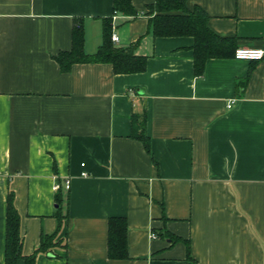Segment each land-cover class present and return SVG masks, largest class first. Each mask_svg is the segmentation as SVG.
<instances>
[{"label":"crops","instance_id":"crops-1","mask_svg":"<svg viewBox=\"0 0 264 264\" xmlns=\"http://www.w3.org/2000/svg\"><path fill=\"white\" fill-rule=\"evenodd\" d=\"M153 4L131 0L129 18L113 0H0V264L9 191L25 256L57 231L55 212L65 216L60 245L36 264H264V59L233 58L264 49V0H186L232 39L199 77L192 37L152 35ZM111 17L113 46L133 47L145 71L61 72L74 20L91 56ZM110 218L126 222L124 259L109 257Z\"/></svg>","mask_w":264,"mask_h":264},{"label":"trees","instance_id":"trees-1","mask_svg":"<svg viewBox=\"0 0 264 264\" xmlns=\"http://www.w3.org/2000/svg\"><path fill=\"white\" fill-rule=\"evenodd\" d=\"M185 3L186 0H154V4L149 7V13L152 15L149 19V28L155 38L192 37L194 39V75L199 77L203 75L206 60L226 56L232 39L214 35L206 26L208 17L205 13L199 8L188 11ZM113 14L129 18L136 16L131 0H113ZM74 21L71 51L61 52L55 57L61 72H69L72 65L77 63L110 64L114 74L117 75L137 74L145 71L146 58L136 55L133 47L123 49L113 46L111 42L112 17L103 19L102 44L91 56L84 52L82 23H78L76 19ZM132 118L133 125L141 121L142 132L136 138L143 144L145 151L150 153L149 140L144 134L143 116L133 115ZM54 216L58 221L57 231L52 235H42L40 245L34 253L29 256L23 255L20 219L14 205V194L9 191L6 198L4 264H17L19 260L24 261V264H36L38 254H46L52 248L59 246L61 242H57L56 239L65 216L61 215L59 210ZM108 253L113 259L126 258V222L123 218H110L108 221Z\"/></svg>","mask_w":264,"mask_h":264},{"label":"built area","instance_id":"built-area-1","mask_svg":"<svg viewBox=\"0 0 264 264\" xmlns=\"http://www.w3.org/2000/svg\"><path fill=\"white\" fill-rule=\"evenodd\" d=\"M111 42L112 44H118L119 40L116 34L111 35ZM233 58L238 61H248V62H256L264 59V49H254V48H238L233 53ZM233 102H230L227 105V108H231ZM85 176V173L82 174ZM70 182L66 180L63 185V189L65 191L69 190ZM61 187L56 186L55 191L59 190ZM152 238L156 236L154 234L151 235Z\"/></svg>","mask_w":264,"mask_h":264}]
</instances>
